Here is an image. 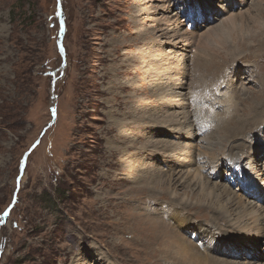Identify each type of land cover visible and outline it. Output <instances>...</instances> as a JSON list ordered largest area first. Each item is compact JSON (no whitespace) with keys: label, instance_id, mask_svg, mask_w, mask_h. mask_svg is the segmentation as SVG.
Here are the masks:
<instances>
[{"label":"rangeland","instance_id":"obj_1","mask_svg":"<svg viewBox=\"0 0 264 264\" xmlns=\"http://www.w3.org/2000/svg\"><path fill=\"white\" fill-rule=\"evenodd\" d=\"M175 1L165 0L166 4ZM220 1L204 0L206 5L202 6V0H183L186 7L180 9L171 5L176 10V14L172 11L173 17L177 15L185 20L184 15L193 12L186 21L180 22L182 29L189 31V40L183 44L185 51H191L187 52L188 57L197 53L199 40L206 32L213 34L207 37L210 46L206 43L205 52L229 57L223 64V71L207 83L200 81L211 77L213 71H207L205 75L200 71V77L196 72L193 85L186 86L185 91L182 89L180 101H190L192 96L209 99L213 106L211 111H216V120L225 116L223 110L227 106L234 107V116L237 112L239 115L245 112L243 106L230 97V93H234L233 86L239 85L236 84L239 77L250 76L240 94L243 105L255 100L264 101V82L259 85L254 82V77L264 80V31H259L255 23L258 19L264 21V0H259L262 6L254 15L256 20L244 17L241 25V20L232 24L228 21L231 12L244 13L245 7L238 4L241 0ZM134 2L0 0V264H78L81 258L76 257L81 252L80 247H92L115 264H177L171 258L160 257L163 244L152 254L150 249L141 248L146 235L140 227L144 220L137 213L151 223L162 221L151 213L156 206L168 209L173 201L171 196L150 191L144 183L135 181L141 173L138 168L136 172L126 169V158L130 159V153L147 143L148 138H139L136 146L127 147L125 150L129 154L122 156L119 153L129 145L127 137H117L129 116H143L144 109L162 111L160 101L151 95L142 67H137L139 62L132 68L125 66L126 58L139 48L151 45L152 41L149 40V44L132 43L129 49H123L122 45L130 44L136 38V32L151 29L154 17L169 15L166 11L149 14L144 18V24L137 28L132 21ZM249 2L259 4L258 0ZM158 3L155 1L153 5ZM219 5H223L224 13L208 25L203 26V17L202 21L192 22L201 6L207 8L209 16L212 8ZM242 54L246 55L245 59L240 58ZM189 65L179 72L189 76ZM117 67L130 69L128 75L118 73V69H115L116 74L112 73ZM132 77L139 83L142 81V87L147 90L121 92L112 87V84ZM214 79L217 80L213 82ZM111 87L118 90L120 97L135 94V103L122 98L121 103H114ZM246 95L248 100H245ZM139 96L145 100L138 101ZM136 103L138 106L128 111L127 107ZM204 108L206 110L201 114L196 111V116L208 113V106ZM136 126L129 127L134 135L140 130ZM220 128L223 127L215 130L222 139ZM149 138L167 141L170 137L153 135ZM155 144L156 141L146 146L148 150L142 157L147 160L144 161L149 157L165 159L154 150ZM173 148L176 149L175 143ZM155 162L160 165L158 159ZM139 185L143 188L139 189ZM184 191L183 187L177 186V197H183ZM150 199L154 200L148 202ZM144 200L148 205L143 203ZM186 213L190 216L185 215L187 218H198L196 220L200 219V223H206L213 230L207 210L197 212L196 208H187ZM164 223L173 230L166 220ZM195 228L194 232L198 233L199 227ZM190 235L194 236L193 232ZM192 240L198 248L209 245L198 236ZM262 244L258 252L264 251ZM212 246L210 244L209 248L214 250ZM263 253H256L252 260L257 264L263 262L259 258ZM211 255L217 256V253ZM235 258L238 262L242 260L240 256Z\"/></svg>","mask_w":264,"mask_h":264},{"label":"bare ground","instance_id":"obj_2","mask_svg":"<svg viewBox=\"0 0 264 264\" xmlns=\"http://www.w3.org/2000/svg\"><path fill=\"white\" fill-rule=\"evenodd\" d=\"M134 1L132 6V21L137 28L144 24V18L149 14L156 15L158 11H162L163 14L166 11L167 15H169L168 17H154L152 19L154 25L151 29L136 32L137 36L129 42L130 44L122 45L123 49H129L132 43L136 45L140 42L149 44V40L152 41L151 45H144V48H139L138 52H134L130 57L126 58L125 66L132 68L135 62H139L137 67H142L141 72L144 73V78L147 80L146 83L149 85L148 88L152 92L151 95L160 101L157 102L162 104V111L158 113L153 108H143V116H129L127 118L128 121L123 125L121 124L123 131L120 130L117 136L119 138L127 137L129 145L123 148V151L119 150V153H122V156L129 154L125 150L127 147L136 146L139 138H148L147 143L139 145L133 153H130V159L126 158V169L127 171L136 172L138 168L141 173L139 178H135V181L144 183L150 191L164 193L173 199L172 203H169L168 209L156 206L153 213H151L162 221H152L153 223H151L149 219H144V216L137 213L145 221H143V227L140 225L146 235V238L142 241L141 248L144 250L148 249V251L150 249V253L152 254L157 246L160 247V244H163L160 247V257L171 258L177 264H257L252 260L253 257L256 253L264 252H258L260 250L259 245L261 243L264 245V101L260 100L256 102L255 100L246 105L242 104L243 98L240 97V94L246 85V79L249 80V75L245 76V78L239 77L237 79L239 81L236 82L239 85L237 87L233 86L234 93H230L231 99L233 101L236 99L237 104L239 103L243 106V110L245 111L243 114L239 115L237 112V115L234 116V107L227 106L223 110L225 116L216 120V116L214 117L216 111H211L213 106L209 99L203 98L201 100L197 96H192L189 99L190 101H180L181 98L183 99L182 89L185 91L186 86L193 85L196 72L198 76L200 75V71L204 75L207 71L214 72L211 77L203 78V81H200L201 84H205L215 77L216 73L223 71L225 66L223 64L229 57L224 58L218 54H209L211 51L209 53L205 52L206 45H209L207 37L213 34V32H206L205 36L199 40L197 53L191 58L188 57L187 52L191 51H185L183 44H187L186 40H189V31L187 32L185 31L186 29H182L183 23L180 22H182L183 18L180 19L177 15L173 17L172 11L175 12L176 10L171 6L177 5L179 9L182 6L186 7L183 0H176L171 4H166L165 0ZM155 1L159 2L157 6L153 5ZM241 1L238 4L241 5V8L244 6L245 11L244 13H236L237 17L234 12H231L228 20L231 24L237 20H241L239 22V25H241L244 17L256 20L254 15L262 6V0H260L261 2L258 0L260 5H255V2L250 3L249 1L252 0ZM220 2L223 3L225 0H221ZM246 4H248V8H246ZM205 5L206 3L202 0V6ZM202 6L201 10L198 8L199 14L194 16L195 18L192 22L201 20L203 17V21H201L205 23L203 26H206L224 13L222 11V9L224 10L223 5H219L220 8L216 7L217 12L215 8H212L211 15L208 16L207 8ZM251 8L255 10L252 13H250L252 11L250 10ZM200 13L203 14L201 15ZM190 15L192 16L193 12L184 15L186 19L183 21H186ZM255 23L259 31H264V21L258 19ZM157 32L159 35H156ZM149 34H153V36L149 37ZM137 39H139V42ZM162 50H164V53L161 52ZM180 51H182L181 54L179 53ZM135 53L138 54L135 55ZM243 55L240 58L245 59L246 55ZM187 64L192 65L191 67L189 65L190 79L188 75L180 73L182 71L179 72V69L184 70ZM119 67L122 66L119 65ZM115 69H118V73L124 75H128V71L130 70H121L117 67L112 70L114 74L117 72ZM254 78L256 85L264 82L263 77ZM136 79L132 77V79H127L124 82L119 81L112 84V87L120 89L121 92L127 89L134 91L147 90V87H142V81L139 83ZM205 79L207 80L205 81ZM216 80L214 79L213 82ZM240 86L242 87L239 89ZM188 90L190 91V88ZM111 92H113L114 103H121L120 98L128 103H135L133 102L135 94L127 93L128 96L124 95V97H120V93L115 88H112ZM257 95L259 96V94ZM254 96L253 94L252 97ZM144 100L145 98L142 99L139 96L138 101L143 102ZM245 100H248V96ZM194 103L195 107L193 108ZM136 106H138L137 103L128 106V111H132ZM205 106H208V113L196 116V111H198V114H201L202 111L206 110ZM136 118L139 120L136 121ZM145 120L149 121L146 122ZM136 124V127H140V130L139 132L137 130L134 135L133 130L131 131L129 127ZM219 126L223 127L222 129L220 128L222 139L221 136L216 134L217 130H215ZM145 127H148L149 130L146 131ZM256 131L259 132L257 133ZM253 133L255 134L251 135ZM153 135L167 136L173 140H170V138L167 141L150 139L149 136ZM154 141H156L154 150L159 155L164 156L165 159L162 161L158 157H149L148 161H144L145 159L147 160V158L142 157L148 150L146 146ZM174 143L176 149L173 148ZM252 144L255 146L253 147ZM115 146L117 145H113V147ZM155 159H158L160 165L156 164ZM184 167L190 169L184 170ZM22 180H25V175ZM139 186V189L143 188V185ZM177 186L184 188L185 191L183 193L186 194L183 197H177ZM150 195L155 196L156 194ZM153 200L150 199L148 202H152ZM143 203L148 205L146 200ZM187 208H196L197 212H200L201 209L207 210L210 213L209 217L212 223L210 226L213 227V230L206 223H200V219L196 220L198 218H194L195 220L187 218L190 217L187 216ZM165 220L168 224H171L173 230H170V227L164 223ZM136 223L138 224V222ZM147 226H150V228L147 229ZM195 227H199L198 233L194 232L197 229ZM191 232H193L194 236L190 235ZM200 232L202 233L200 234ZM187 233L188 236H186ZM195 236H198L205 243H209L208 247L203 245L198 248L192 240ZM260 238L262 241L259 240ZM210 244L214 245L212 246L214 250L209 248ZM220 248L222 251H217ZM79 249L81 252L76 258L81 259H79L80 262L78 264H115L109 257L103 254L101 256L92 247H80ZM251 250H253L252 253ZM211 253H217V256L211 255ZM237 256H240L239 259H242L240 262L236 261L235 257ZM259 258L263 262L258 264H264V253L262 256L259 255Z\"/></svg>","mask_w":264,"mask_h":264}]
</instances>
